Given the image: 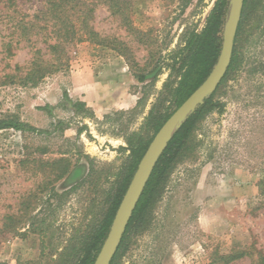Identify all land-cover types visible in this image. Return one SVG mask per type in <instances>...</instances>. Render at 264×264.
I'll return each instance as SVG.
<instances>
[{
	"label": "rangeland",
	"instance_id": "1",
	"mask_svg": "<svg viewBox=\"0 0 264 264\" xmlns=\"http://www.w3.org/2000/svg\"><path fill=\"white\" fill-rule=\"evenodd\" d=\"M215 1L127 0L125 19L97 3L88 22L96 35L75 39L72 12L64 27L48 0H0V119L39 130L0 129V264H54L99 222L128 163L127 138L151 136L153 105L173 108L172 52ZM247 3L211 110L148 228L128 235L114 264H208L237 250L251 254L228 264H255L264 255V0ZM31 71L47 72L32 84ZM65 95L85 106L74 112Z\"/></svg>",
	"mask_w": 264,
	"mask_h": 264
},
{
	"label": "trees",
	"instance_id": "2",
	"mask_svg": "<svg viewBox=\"0 0 264 264\" xmlns=\"http://www.w3.org/2000/svg\"><path fill=\"white\" fill-rule=\"evenodd\" d=\"M97 3L107 5L113 14L120 15L123 19H125L124 9L127 7V0H48L47 9L48 14L51 15V17L55 19L59 25H64V27L66 22H68L66 13L72 12L74 14L75 22L73 24L77 29L70 30L74 34L73 37L76 36L75 39H79L86 35H96L89 26L88 22L90 21V17ZM247 4V0H244L241 19L235 36L231 62L227 72L231 69L237 56L235 44L241 30V23L245 15V8ZM228 12L229 0H216L209 14L205 18V22L201 30L195 31V29H187L182 34L180 42L183 46L178 51L172 52L173 61L170 65L176 75L175 85L171 86L169 82L166 83V86L169 87L170 100L173 105L172 110L160 114L157 111V105H153L146 118L148 125L152 129L151 136L144 139L137 133H131L129 135L127 138V149L129 150L128 163L114 194H110L108 199L109 206L106 212L99 222L95 224L86 235H81L76 239L74 238L73 242H70V245L63 248L58 253L57 259L53 261L54 264H70L72 261L73 264L93 263L103 241L107 236L119 202L153 135L157 132L169 115L192 93L193 90H195L202 83L215 64L220 52L222 41L221 32ZM60 45L61 43H56L51 45V48L56 50ZM177 63H179V65L176 67ZM46 72L47 71L41 72V74H36V71H31V73L29 72L26 76V80L35 84L37 80L42 78ZM145 78L146 75L137 76V79L140 82L144 81ZM209 96L205 98L204 102L199 105L193 113L188 115L180 127L173 132L171 139L157 160L150 177L144 186V189L128 221L118 249L110 264H114L120 249L130 233L148 228L152 207L159 198L169 173L177 160L181 158L186 148L187 141L193 133L195 125L204 116V114L212 108V102L209 99ZM65 100L74 112L83 109L85 106V103L82 101L72 102L66 95ZM10 128L23 132H39V130L35 127L20 121L17 117L0 119V129ZM83 128L84 127L80 128L78 131L81 132ZM249 254L251 253L247 250H237L227 254H215L208 264H228ZM259 254L260 255L258 256V260L255 264H264V255H261V253ZM36 263L37 262H34V264ZM23 264L29 263L26 262Z\"/></svg>",
	"mask_w": 264,
	"mask_h": 264
},
{
	"label": "water",
	"instance_id": "3",
	"mask_svg": "<svg viewBox=\"0 0 264 264\" xmlns=\"http://www.w3.org/2000/svg\"><path fill=\"white\" fill-rule=\"evenodd\" d=\"M243 2L244 0H229V12L221 32V48L215 64L202 83L169 115L153 135L119 202L107 236L92 264H110L144 186L173 132L216 90L225 76L231 62Z\"/></svg>",
	"mask_w": 264,
	"mask_h": 264
}]
</instances>
